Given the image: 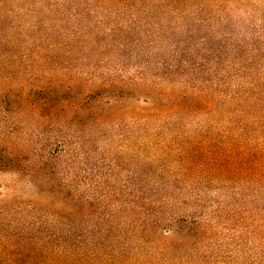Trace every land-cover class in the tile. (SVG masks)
<instances>
[{"label":"rangeland","instance_id":"1","mask_svg":"<svg viewBox=\"0 0 264 264\" xmlns=\"http://www.w3.org/2000/svg\"><path fill=\"white\" fill-rule=\"evenodd\" d=\"M0 1L4 11L0 16L4 28L1 48L9 52L7 58L16 59L30 51L51 56L36 59L33 66L23 56L20 63L27 72L15 82L1 81L2 85L14 86L6 106L13 112L8 114V123L0 122V138L8 126H15L19 132L25 123L27 145L46 161L40 176L22 177L0 171V229L20 217L8 210L23 202L38 205L41 212L56 213L50 220L59 221L57 213L70 210V187L92 193L96 199L109 185L117 189L125 184L130 186L132 181L124 182L129 176L127 169L144 166L165 179L174 176L177 164L173 154L169 158H156L162 145L156 146L152 139L140 143L129 134L151 130L159 123H181L180 131L193 134L200 125L212 123L214 118L223 119L218 116L222 112L221 99L209 114L190 113L188 98L179 101L180 98L162 95L171 89L178 95L193 96L215 88L229 92L242 82L239 74H255L264 68V0H228L222 8H201L197 0H179L180 17L164 9L159 11L153 2L140 12L134 11L137 13L134 17L141 16L138 27L130 23L134 17H130L129 11L109 7L115 0ZM99 1L108 4L103 6ZM156 2L159 5L160 1ZM147 14L153 16L145 21L143 17ZM155 21L161 22L160 25L151 27ZM4 59L0 57V61ZM31 72L37 73L41 82L31 79ZM70 77L77 79V95L67 87ZM111 78L121 81L126 91L120 95L105 93L102 101L99 97L96 120L88 119L81 109L70 110L74 108L70 106L73 96L95 92L91 91L95 89L93 85ZM221 78H225V85ZM47 81L52 83L54 89L50 91L59 102L54 108L49 105L34 108L30 103L42 102L44 93L29 83ZM148 88H163V94L143 90ZM62 104L65 110L61 109ZM154 107L157 115L146 117ZM47 113L53 118L41 116ZM42 122L50 125L43 128ZM77 123L86 125L79 127ZM142 123L145 127L140 128ZM40 126L44 134L36 139L29 135L34 127ZM165 137L169 140L172 135L165 132ZM70 149L74 152L73 159ZM169 161H173L171 166ZM162 162L167 164L164 169L160 168ZM184 191L189 194V203L175 204L169 216L173 222H166L171 230L160 228L155 233H145L146 238L177 241L186 234L182 230L187 224L185 220L211 221L213 229L204 232L208 238L200 243L201 250L193 253L213 264H222V260L226 264H264V232L254 235L250 222L236 223L244 213L237 216L234 210L237 206L242 211L248 209V221L254 220L259 227L264 225V192L251 203L236 198L239 205L232 199L235 192L241 191L237 184L209 181L205 185H190ZM50 229L56 231L54 227ZM151 245L161 246L156 242ZM26 253L0 238V264H24L14 260Z\"/></svg>","mask_w":264,"mask_h":264},{"label":"trees","instance_id":"2","mask_svg":"<svg viewBox=\"0 0 264 264\" xmlns=\"http://www.w3.org/2000/svg\"><path fill=\"white\" fill-rule=\"evenodd\" d=\"M100 1L103 6H107L108 2ZM156 1H160L159 5ZM178 1L115 0L112 1L114 5L111 4L109 7L119 8L120 12L129 11L130 17H134V14H137L134 11L140 12L149 3L155 2L154 7L159 11L164 9L178 16ZM227 1L197 0L201 8H222ZM87 7L91 10V6ZM2 14L4 11L0 7V16ZM153 14H147L143 18L148 21ZM140 17L139 19L134 17L130 23L138 27ZM1 22L0 20V57L6 59L0 61V122L8 123V114L13 110L6 106L9 105L8 96L14 85L5 86L1 81L15 82L19 75L27 72L23 71L20 63L23 56L24 60L29 62V66H33L36 59H47L49 53L45 57L39 51H30L16 59L7 58L9 52L1 48V41L4 38ZM160 23L155 21L151 27ZM262 69L264 70L261 68L255 74L236 73L239 74L242 82L229 92L226 91L227 89L215 88L213 91L199 92V96H193L191 93L178 95L174 89H171L170 93L161 96L163 88L143 89L147 93L153 92L161 97L174 96L173 98H180L179 101L188 98L190 113L209 114L221 99L219 109L222 112L218 116L223 119L214 118L212 123L197 127L193 134L180 131L178 126L181 123H159V126L151 130L139 129L140 131L129 134L138 142L152 139L156 146L162 145V152L156 154V158H169L173 154L177 172L169 179L153 173L150 168L139 166L138 169H127L129 176L124 182L132 181L130 186L125 184L117 189L116 186L109 185L96 199L92 193L85 194L70 187V210L57 213L59 221L50 220L56 213L47 210L41 212L42 208L31 202L19 203L9 208L8 213L20 217L12 223L4 224L0 229L3 230L0 233L4 234L3 236L0 234V238L7 240L9 245L19 248L22 252L27 251L23 257L14 261H21L24 264H213L205 257L201 259L198 253H193L201 250L199 245L208 238L204 232L213 229L214 223L211 221L193 218L187 222L184 219L187 223L182 227V230H186L185 236L169 243L167 238L148 239L145 233L152 234L160 228L164 231L171 230L168 229L166 222H173L169 216L176 208V203L183 205L189 203V194L184 190L188 191L193 184L205 185L209 181L224 182L231 186L237 184L241 191L234 193L233 200L237 201L236 198H241L251 203L260 198L264 192V72H261ZM30 74L31 79H37V73ZM72 78L70 77V84L67 87H70L71 93L77 95L78 91L75 88L77 79L74 77L76 80H72ZM37 81L41 82L39 78ZM220 81L223 85L226 84L225 78H221ZM39 82L29 84L40 87L39 91L44 93L43 101L35 100L30 104L38 109L48 105L54 108L59 99H56L50 91L54 89L52 83ZM92 87L95 89L91 91L95 92L78 93V97L73 98V96L70 100V106H74L70 110L81 109L90 120L97 119L98 104L102 101V95L105 93L120 95L126 91V86L115 78L106 79ZM64 108L62 104L61 109ZM151 111L146 117L156 116L158 113L156 107ZM22 115L26 117L24 113ZM41 116L53 118L54 115L47 113V116ZM22 124L24 125L19 132H16L15 126H8L0 138V171L15 173L22 177L40 176L46 160L41 159L38 151L27 145L29 138H26L27 131H24L26 125ZM49 125L50 123H41L43 128ZM84 125L86 123H77L79 127ZM142 125L143 123L140 124V128L145 127ZM41 126L34 127L29 135H33L35 139L40 137L44 134L40 131L43 129ZM165 132H170L172 138L168 140ZM14 133H17L15 138L17 143H13ZM73 156L74 152L70 149V159H73ZM169 163L171 166L173 161ZM165 166L167 164L162 162L160 168L164 169ZM237 202L240 205V202ZM171 205V209H168ZM237 207H234L235 214L241 216V213H244V216L236 223L250 222L252 227L249 228L254 235L264 232V225L259 227L254 224L253 219L248 221L249 217L246 215L248 209L242 211ZM54 221L56 224L53 223ZM50 227H54L56 231H52ZM155 242L161 246L153 247L151 244ZM142 247L147 249L143 250ZM222 264H226L224 260Z\"/></svg>","mask_w":264,"mask_h":264}]
</instances>
